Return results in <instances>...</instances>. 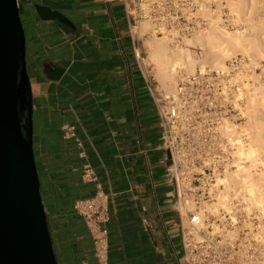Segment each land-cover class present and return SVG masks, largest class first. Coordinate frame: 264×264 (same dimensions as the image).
<instances>
[{
    "label": "crops",
    "instance_id": "crops-1",
    "mask_svg": "<svg viewBox=\"0 0 264 264\" xmlns=\"http://www.w3.org/2000/svg\"><path fill=\"white\" fill-rule=\"evenodd\" d=\"M36 4L72 23L42 21ZM33 98L34 150L58 264H98L75 213L98 185L113 195L110 264H186L158 113L130 25L106 0H19ZM64 69L58 81L50 75ZM74 126L81 146L64 138ZM84 151L86 159L80 154ZM90 164L98 183L83 181Z\"/></svg>",
    "mask_w": 264,
    "mask_h": 264
},
{
    "label": "built area",
    "instance_id": "built-area-1",
    "mask_svg": "<svg viewBox=\"0 0 264 264\" xmlns=\"http://www.w3.org/2000/svg\"><path fill=\"white\" fill-rule=\"evenodd\" d=\"M106 2L122 6L139 62L147 40L167 39L178 48L211 27H244L234 6L237 0ZM147 82L158 113L157 149L165 153L186 264H264V166L255 168L250 157L251 62L237 57L221 69H199L192 75L179 71L169 90L153 76ZM64 138L81 146L74 126L64 127ZM80 156L87 157L84 151ZM244 167L247 178L241 175ZM83 181L98 183L88 163ZM112 197L98 185L95 195L74 205L92 237L98 264H110Z\"/></svg>",
    "mask_w": 264,
    "mask_h": 264
},
{
    "label": "water",
    "instance_id": "water-1",
    "mask_svg": "<svg viewBox=\"0 0 264 264\" xmlns=\"http://www.w3.org/2000/svg\"><path fill=\"white\" fill-rule=\"evenodd\" d=\"M45 22L72 26L36 4ZM64 69L49 76L58 81ZM0 264H58L34 150L33 98L19 0H0Z\"/></svg>",
    "mask_w": 264,
    "mask_h": 264
},
{
    "label": "rangeland",
    "instance_id": "rangeland-1",
    "mask_svg": "<svg viewBox=\"0 0 264 264\" xmlns=\"http://www.w3.org/2000/svg\"><path fill=\"white\" fill-rule=\"evenodd\" d=\"M248 1L249 0H237V2L234 3V6L237 8L239 16H240V22L244 26L243 29H240L238 31H225V30L218 28L221 31H223L226 36L234 39V44L232 46H230V48L228 50L227 57H225L222 61H220V63L216 67H214L212 64H207V65H205L204 69L205 68H215V69L224 68L227 61L234 59V58H237V57H239V58L243 57L244 59L249 60L251 62L253 69H254V86H253L254 102H253V108L256 109L255 110L256 112H254V110H253V121H252L253 124L252 125L255 126V125H257V122H258L257 118L260 117V116L257 117V114H258L257 111L260 112L263 109L262 106L264 105V38H263L264 37V0H257L256 8L252 11V15H251L250 20L245 21L246 17L249 15V13H248V9H249L248 8ZM212 28H215V27H211V29ZM210 30H208V31H210ZM202 34L197 35V36H201ZM248 35L250 36V39L254 42L253 47L245 44V40H246L245 37ZM195 37H193L191 39H194ZM261 38H263V39H261ZM159 40L164 41V39H151V40L145 41V44L141 46L142 57L140 60V65H141L142 70L144 72V75L148 81H150L152 79V76L155 77V79H156V76H155L156 67L155 66H149L150 64L148 62V59H149L150 55L152 54V50L154 48L153 44L155 42H158ZM166 44H167L166 46H167L168 50H170V52H176V51L180 52L181 50L183 51L184 49L187 48L185 43L183 46L178 47V48L173 47L167 40H166ZM190 50H192L194 58L196 60L198 59V61L205 59V57H207L206 53L209 52L206 48L203 49L201 46H197L196 48H190ZM252 56L254 57V60H253ZM199 69H201V67H198L197 70H199ZM182 71L188 75H191L186 69H184ZM174 81H175V78H174ZM165 90H169V89H165ZM255 101L258 104L255 103ZM259 102H262V104L260 103L261 104L260 105ZM254 105H255V107H254ZM255 113H257V114H255ZM260 113L264 114V110H263V112L261 111ZM261 117L259 119H261L260 121L263 122L262 119L264 118V116L262 115ZM252 130L254 131L253 128H252ZM254 135H255V145L258 146L257 148H258L259 152L263 153L260 157H262L264 159V148L261 145V140L258 137H256L257 134H254ZM258 160L263 162L261 160V158L260 159L258 158Z\"/></svg>",
    "mask_w": 264,
    "mask_h": 264
},
{
    "label": "bare ground",
    "instance_id": "bare-ground-1",
    "mask_svg": "<svg viewBox=\"0 0 264 264\" xmlns=\"http://www.w3.org/2000/svg\"><path fill=\"white\" fill-rule=\"evenodd\" d=\"M256 4H257V0L248 1L249 15L246 17L245 21L250 20L252 11L256 8ZM249 35L245 37L246 38L245 44L253 47L254 42L250 39ZM166 40L167 39H164V41L159 40L158 42L154 41L155 42L153 44L154 48L152 50V54L148 59V62L150 64L149 66L156 67V74H155L156 80H158L161 87L164 89H170L175 84L174 76H176V74L179 73V71L186 69L192 75L197 71L198 67L204 69L205 65L207 64H212L214 67H216L220 63V61H222L225 57H227L230 46L234 44L233 38L226 36L223 31H221L216 27L212 28L210 31L204 32L201 36H196L194 39L186 40L185 45L187 46V48L184 49L183 51L181 50L180 52L177 51L170 52V50H168L166 46L167 45ZM197 46H201L203 49L206 48L210 52V53L208 52L209 54L206 53L207 57H205V59L201 61H198V59L196 60L193 56L192 50H190V48H196ZM252 58L254 60L253 56ZM255 103L257 102L255 101ZM260 103L262 104V102H259V104ZM263 106H262L263 109L262 110L260 109L262 112L264 110ZM253 110L254 112H256L255 108H253ZM257 112L258 114L255 113L257 114V117L259 116L261 117L262 115L264 116L263 113H260L259 111ZM259 118H257L258 122L256 121L257 125L255 126L252 125L253 118L250 121V133L253 139V144L250 149V157L253 158L255 168L259 167L260 165L264 166V159L260 157L263 153H260L257 148L258 146L255 145L254 134H257L256 137H258L261 140V145L264 148V124H263L264 118L262 119L263 122H261L260 121L261 119ZM252 128L254 129V131L252 130ZM258 158L259 159L261 158V160L263 159L262 160L263 162H260ZM245 169L246 168L244 167L240 171H241V175L247 178L248 172ZM231 177L232 176L230 175L228 176V178Z\"/></svg>",
    "mask_w": 264,
    "mask_h": 264
},
{
    "label": "trees",
    "instance_id": "trees-1",
    "mask_svg": "<svg viewBox=\"0 0 264 264\" xmlns=\"http://www.w3.org/2000/svg\"><path fill=\"white\" fill-rule=\"evenodd\" d=\"M23 23V22H22ZM24 26V25H23ZM48 225H49V223H48ZM49 230H50V227H49ZM50 233H51V230H50ZM52 237V236H51Z\"/></svg>",
    "mask_w": 264,
    "mask_h": 264
}]
</instances>
